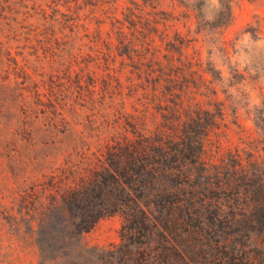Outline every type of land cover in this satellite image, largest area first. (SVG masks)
I'll use <instances>...</instances> for the list:
<instances>
[{
	"label": "trees",
	"instance_id": "16d2710c",
	"mask_svg": "<svg viewBox=\"0 0 264 264\" xmlns=\"http://www.w3.org/2000/svg\"><path fill=\"white\" fill-rule=\"evenodd\" d=\"M165 1L171 11L158 10L163 0H129L120 20L118 0H0L3 144H99L50 149L79 157L64 163L26 161V154L40 153L23 146L11 171L25 183L46 181L54 205L62 204L66 218L57 220L55 209L48 219L65 226L71 261L264 264V144L225 151L212 140L223 106L214 113L172 90L178 99L163 116L162 82L144 69L163 68L157 41L180 54L187 43H213L207 0H191L192 10L179 16L177 0ZM219 5L225 28L233 21L231 1ZM98 12L110 21L106 33ZM178 17L187 29L196 21L197 38L170 31ZM118 64L144 74L142 87H125ZM200 64L209 97L214 82ZM149 119L154 137L143 135ZM115 215L123 224L114 250L75 245Z\"/></svg>",
	"mask_w": 264,
	"mask_h": 264
},
{
	"label": "rangeland",
	"instance_id": "374dc122",
	"mask_svg": "<svg viewBox=\"0 0 264 264\" xmlns=\"http://www.w3.org/2000/svg\"><path fill=\"white\" fill-rule=\"evenodd\" d=\"M128 1L118 0L117 18L120 20ZM228 1H231L233 9V21L225 28L222 22L226 18L218 16L219 0H207L203 9L205 20L209 23L208 34L213 42L210 47L201 48L200 44L191 42L180 54L166 51L165 45L157 41L155 54L163 68L156 65L152 69H144L152 72V81L158 78L162 82L163 116L168 114V102L172 105L178 98H182L186 104L189 101L200 104L214 113H218V107L223 106L224 117L218 119L217 134L212 136V140L215 144H221L225 151H234L244 148V144H264V0ZM165 2L163 0V7H158L159 11H171ZM177 5L176 14L179 16L183 11L190 12L194 2L177 0ZM100 13L97 15L104 22L102 29L106 33L110 21ZM179 19L171 23L173 28L170 31L188 34L191 40L197 38L194 33L199 31L196 21L192 19L190 29H187L183 26V19ZM204 34L199 37L201 42ZM201 62L204 68L210 70L206 78L214 82L216 93H211L209 97L204 93ZM118 67L117 77L125 87L131 81L142 87L141 84L146 81L144 74H133V68H121L120 64ZM191 71L194 73L191 74ZM139 90L141 94L144 93L141 88ZM170 90L180 96L175 98L171 95L172 98ZM148 122L143 135L154 137L157 130L152 119ZM69 145L93 150L99 144H3L0 125V264H90L78 257L73 261L67 257L71 247L70 242L64 239L65 226L59 224L57 228L48 219L55 209H58L57 220L63 221L66 215L60 210L62 204L54 205L53 195L45 191L47 186L43 184L46 181L37 186L31 182L25 183L23 179L17 180L10 168L11 157L18 161L21 159L18 153L23 146L40 153L38 156L26 154L23 156L26 161L35 158L58 160L60 163L79 160L78 156L71 159L66 153L56 155L50 152V149ZM122 224L121 215L105 218L93 231L81 237V243L75 245L81 249L85 246L89 249L114 250L115 246L121 244Z\"/></svg>",
	"mask_w": 264,
	"mask_h": 264
}]
</instances>
